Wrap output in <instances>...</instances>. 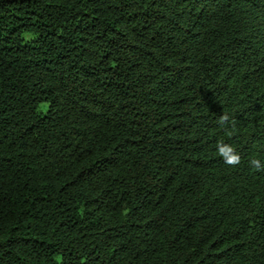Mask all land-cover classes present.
<instances>
[{"label":"trees","instance_id":"1","mask_svg":"<svg viewBox=\"0 0 264 264\" xmlns=\"http://www.w3.org/2000/svg\"><path fill=\"white\" fill-rule=\"evenodd\" d=\"M0 264H264V0H0Z\"/></svg>","mask_w":264,"mask_h":264},{"label":"clouds","instance_id":"2","mask_svg":"<svg viewBox=\"0 0 264 264\" xmlns=\"http://www.w3.org/2000/svg\"><path fill=\"white\" fill-rule=\"evenodd\" d=\"M227 119V116H222L221 123H223ZM216 149L219 156L223 158L224 162L227 165L235 166L240 164V155L236 152L235 148L232 145L219 141L216 145ZM249 163L256 169H260L262 167L261 161L258 159H251Z\"/></svg>","mask_w":264,"mask_h":264}]
</instances>
